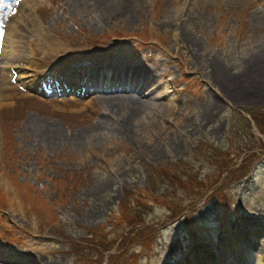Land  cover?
I'll list each match as a JSON object with an SVG mask.
<instances>
[{"label": "rangeland", "instance_id": "rangeland-1", "mask_svg": "<svg viewBox=\"0 0 264 264\" xmlns=\"http://www.w3.org/2000/svg\"><path fill=\"white\" fill-rule=\"evenodd\" d=\"M15 1L0 0L1 27L23 21ZM33 1L39 26L15 35L24 55L49 74L100 72L105 89L63 101L27 88L0 95V264H264V152L246 164L235 155L264 147V90L230 97L210 64L250 69L264 52V0H142L102 21L88 0ZM56 40L65 47L51 50ZM4 53L0 73L11 62ZM132 66L151 70L153 87L124 133L100 95L114 91L110 69L125 77ZM104 118L113 123L94 130ZM32 119L55 125L61 140L49 143ZM99 241L111 246L95 250Z\"/></svg>", "mask_w": 264, "mask_h": 264}, {"label": "bare ground", "instance_id": "bare-ground-1", "mask_svg": "<svg viewBox=\"0 0 264 264\" xmlns=\"http://www.w3.org/2000/svg\"><path fill=\"white\" fill-rule=\"evenodd\" d=\"M79 2H84L85 0H78ZM90 1L98 10V16L100 20H108L110 17L118 14L129 15L132 14L136 9L137 4L141 3L142 0H88ZM20 8L26 6L24 9V19L22 21L23 15H19L18 20H13L12 23L7 25V27H1L0 25V54H5V50L8 49V58L11 61L10 66L2 68L0 73V78L5 80L4 84H0V95L6 94L7 88L11 90V98H19L20 90L30 89L41 91L44 89L47 92H65L68 89L73 90L75 93L83 92L85 90L84 86L75 84L69 77L73 75V72L64 71L66 69L57 70L56 72L47 73L45 69H39V67L34 62V59L30 55H24L25 53L24 45H17L18 40L15 35L18 34L19 38L23 36L21 33V25L28 23L29 29H35L39 24L35 22L32 15L31 9L37 8L35 1L32 0H21L19 3ZM34 7V8H33ZM21 8V9H22ZM20 9V10H21ZM22 11V10H21ZM28 11V12H27ZM190 11L189 7L183 8L182 12L188 13ZM19 14V13H18ZM15 15H13L14 17ZM183 17L181 18V21ZM1 21V18H0ZM21 21L23 23H21ZM166 21V20H165ZM166 22H169L168 19ZM186 41L185 44L189 47L190 50L195 51L200 46V41L198 38L191 37L189 34L184 33L183 36ZM23 39V38H22ZM22 43L23 41L20 40ZM51 50L59 51L65 47L60 41H55L51 45ZM250 69L243 72V74H232L227 70V68L221 67L218 64L217 60L213 57L211 58L212 66V80L220 89H222L228 94V96H238V92H243L244 90H250L254 92L257 90H264V52L260 53L252 60L249 61ZM116 70H110L107 73L108 79L112 82L115 87H110L106 90L108 91L107 95L102 96L101 100L107 104L109 114L110 112L116 118L118 122L121 121V127H123L124 133L132 130L133 120L137 117L143 115L146 107L150 103L149 99L151 96L145 95V91L149 89L148 87H153L151 80V70L146 67H136L132 66L131 68H124L125 77L121 75H116ZM69 75V76H67ZM95 75V74H93ZM255 83H259V86H256ZM251 84V85H250ZM255 84V85H252ZM263 84V85H262ZM10 85V86H9ZM129 94H119L116 91H125ZM96 91H93L95 93ZM91 93V94H93ZM60 101H63L61 99ZM65 101V100H64ZM125 109L128 112H125ZM120 115L123 117L120 118ZM115 117L113 118L115 120ZM35 119L29 120L27 125H32L34 128L37 125L41 126L39 135L45 138L49 143H57L61 140L60 130L53 124H48L45 126V123H37ZM101 122V121H100ZM98 123L94 130H102L107 126L111 125L110 119L104 118L101 123ZM37 128V131L38 132ZM243 220H246L244 218Z\"/></svg>", "mask_w": 264, "mask_h": 264}, {"label": "trees", "instance_id": "trees-1", "mask_svg": "<svg viewBox=\"0 0 264 264\" xmlns=\"http://www.w3.org/2000/svg\"><path fill=\"white\" fill-rule=\"evenodd\" d=\"M251 113L253 112V115L255 116V111H250ZM256 117V116H255ZM256 119H258V118H256ZM259 122V125H260V121H258ZM264 124H262L261 123V128H263V131H264ZM231 154L230 152H226V153H224L223 152V154H222V156L221 157H223V155H225V156H228L229 154ZM224 159V158H223ZM250 160V159H249ZM224 161V160H223ZM156 166V165H155ZM157 168H159L158 166H156V167H154V168H152L153 170L152 171H155V170H157ZM182 184V183H181ZM183 186V185H182ZM133 217H135V216H133ZM132 218V217H131ZM130 218V219H131ZM133 219V218H132ZM130 222V221H129ZM99 244H97V243H95V246H97V247H95V250H99V251H103V250H105L108 246H110L109 244H108V246L106 245V244H104V243H100V241L98 242ZM101 244V245H100ZM107 246V247H106ZM103 256V255H102ZM113 257H115V256H113ZM112 257V258H113Z\"/></svg>", "mask_w": 264, "mask_h": 264}, {"label": "snow or ice", "instance_id": "snow-or-ice-1", "mask_svg": "<svg viewBox=\"0 0 264 264\" xmlns=\"http://www.w3.org/2000/svg\"><path fill=\"white\" fill-rule=\"evenodd\" d=\"M16 3H20V0H16ZM15 11V9H13V12ZM0 34H2V33H0Z\"/></svg>", "mask_w": 264, "mask_h": 264}]
</instances>
